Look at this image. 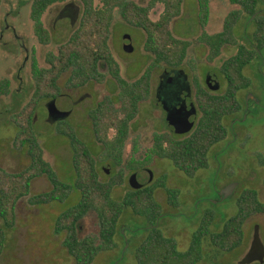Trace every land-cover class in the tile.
Returning a JSON list of instances; mask_svg holds the SVG:
<instances>
[{
	"label": "rangeland",
	"instance_id": "rangeland-1",
	"mask_svg": "<svg viewBox=\"0 0 264 264\" xmlns=\"http://www.w3.org/2000/svg\"><path fill=\"white\" fill-rule=\"evenodd\" d=\"M15 1L14 5L19 3L21 11L15 18L17 20L15 26H18L16 33L5 27L3 22V17L10 9L9 3L4 1L0 7L2 31L0 80L9 78L11 81L9 93L0 96V166L11 173L20 171L29 163L26 149L14 148L12 141L17 128L6 120L11 114L17 113L31 96L33 81L30 61L33 58L36 62H43L42 58L47 52L55 50L59 43L65 41L75 28L82 11L79 0H65L50 6L46 12L45 22L51 32V42L48 45H40L31 33L32 28L27 14L30 10V0ZM135 1L143 5L148 2ZM258 8H264V3L259 4ZM232 9L233 5L229 0H211L208 20L202 25L198 19L197 0H184L182 12L172 21L171 27L176 37L190 42L185 63L178 69L169 70L164 65L154 68L150 98L139 104L138 115L131 124L125 145L124 161L120 166L115 167L102 157L101 144L95 138L88 116L89 110L104 96L115 98L118 94L116 83L108 75L103 62L99 64V71L104 73L106 78L101 82L91 81L79 89L67 87L69 71L63 73L58 80L63 94L56 102L53 101V107L60 112L67 111L70 107L66 121L75 128L77 136L89 146L97 161L100 179L108 180L118 170L123 171L124 182L116 186L112 192L115 199H120L126 191L143 185L147 180L148 175L142 172L141 168L131 170V166L134 167L145 160H148L145 167L153 172L152 181L164 178L166 187L179 190L175 206L166 203L163 188L156 190L155 197L160 202L164 214L159 220V227L166 237L176 240L177 249L182 252L188 249L193 233L207 212L213 213L210 232L216 233L221 231L227 219L236 213L237 199L243 190H256L258 198L264 201V105L258 106L250 101L246 111L225 116L224 124L228 128L226 138L210 148L207 167L199 169L193 176L186 175L170 160L150 154L154 134L170 132L183 135L175 133L170 128L165 118L166 112L160 108L164 107L163 104L159 99L158 104L154 101L160 86L169 89L170 92L189 90L193 94L196 84L205 86L208 79L213 78L218 82V88L215 90L218 92L225 90L226 82L219 69L221 59L208 61L207 48L200 44L197 38L203 31L208 33L220 31L225 16ZM162 10L163 6L157 4L150 11V18L157 20ZM262 14L264 15V11ZM74 15L72 25L70 19ZM12 19L7 18L9 25L14 22ZM246 20L247 15L243 14L235 27L237 45L244 43V31L252 38L255 30L253 22L246 24ZM126 40L131 42L132 50L124 48ZM144 40L143 30L127 24L116 14L112 22L109 43L120 64L121 74L128 80L138 78L152 60L151 54L144 50ZM237 45L226 46L221 54L222 59L235 54ZM23 48L30 52L25 66L22 67L25 58ZM19 69L22 81L16 78ZM256 70L257 65L244 69V75L250 79L251 84L256 83L253 77ZM251 88L250 85L238 92V100L242 107L249 96L245 93L251 91ZM46 104V100L40 102L37 117L33 122L38 142L43 148L44 159L53 167L59 179L64 183H72L74 171L69 140L60 134L55 124L49 120ZM106 166L109 172L102 169ZM234 182L237 183L235 189L225 194V197L219 198V193ZM50 189L51 184L46 176L35 178L31 182L30 193L18 200L13 225L5 228L0 264H74L73 258L62 244L64 235L56 234L54 225L62 212L78 203L80 192L73 189L63 201L48 204L34 205L29 201L31 196ZM118 225L124 226L126 230L125 233L121 232L122 236L116 235V247L101 251L92 264H136V249L146 237V230L138 228L146 227L148 222L143 216L135 215L129 207H124ZM3 227V220L0 218V228ZM243 230V241L232 250H219L206 239L202 245L203 258L197 264H264V215L257 214L248 218ZM77 235L81 239L85 237L98 239L99 222L94 211H89L81 219ZM255 240L261 244L262 254L253 255L251 260H245L253 249Z\"/></svg>",
	"mask_w": 264,
	"mask_h": 264
},
{
	"label": "trees",
	"instance_id": "trees-1",
	"mask_svg": "<svg viewBox=\"0 0 264 264\" xmlns=\"http://www.w3.org/2000/svg\"><path fill=\"white\" fill-rule=\"evenodd\" d=\"M65 0H32L31 15L35 21V32L42 42L48 35L43 29L40 17L51 5ZM82 6L80 19L69 37L59 45L56 53H48L46 67L34 68V91L29 100L15 115L17 132L14 138L16 149H26L29 163L15 173L0 168V218L4 227L0 228V252L4 245L5 228L13 225L15 208L22 197L30 193L33 179L46 176L51 189L30 197L34 205L63 201L73 189L80 192V200L62 212L56 219L54 232L63 234V246L73 258L74 264H92L101 251L116 247V235L126 228L118 225L124 207H129L135 215L143 216L148 225L145 239L136 249V264H197L203 258L202 245L206 239L219 250H232L238 247L244 238V223L251 216L264 215V201L258 198L254 189H245L237 199V211L225 222L221 231L210 232L213 213L207 212L193 233L186 251L177 249V242L166 237L159 227L163 214L155 192L163 188L168 203L177 204L179 190L168 188L164 178H157L149 184L140 185L126 191L120 198L112 196L114 188L124 182L122 170H118L108 180L99 176L98 164L89 146L76 134L75 128L62 121L57 131L69 140L71 163L74 171L72 183H64L53 167L44 159L43 148L38 142L33 118L40 102L57 97L60 87L58 77L69 71L66 86L83 87L90 81L101 82L106 75L99 71V64L107 66L108 75L115 81L118 94L115 98L104 96L88 116L96 140L101 144L102 157L115 167L124 161V149L129 138L131 124L139 112V104L150 98L152 72L158 65L167 69H178L186 60L190 42L176 37L172 32V21L182 12L184 0H148L143 5L135 0H79ZM233 5L223 20L218 32L203 31L198 42L207 48V60L221 59L220 71L224 76L226 88L222 93H211L205 86L196 84L194 101L198 117L193 128L183 135L170 132L156 133L150 154L160 159L170 160L175 167L188 176L208 165L210 148L223 141L228 133L224 118L241 109L238 92L250 86V79L244 75V69L254 59L257 52L247 41L237 45L235 27L243 14L247 15L246 24L253 22L255 27L252 41L258 49L264 47V8L258 5L264 0H229ZM4 0H0V7ZM211 0H197L198 19L203 25L207 22ZM157 4L163 10L157 20L150 18V11ZM118 14L127 24L143 30L145 34L144 50L151 54V62L135 80H128L121 74L120 64L115 58L111 46L112 22ZM244 36V35H243ZM237 45L235 54L221 57L226 46ZM8 90V82H0V94ZM112 135L110 136V132ZM148 160L131 166V170L146 165ZM94 211L99 222L98 239L79 238L77 230L81 219ZM125 235V234H124ZM124 237V236H123ZM249 253L245 260H251Z\"/></svg>",
	"mask_w": 264,
	"mask_h": 264
},
{
	"label": "flooded vegetation",
	"instance_id": "flooded-vegetation-1",
	"mask_svg": "<svg viewBox=\"0 0 264 264\" xmlns=\"http://www.w3.org/2000/svg\"><path fill=\"white\" fill-rule=\"evenodd\" d=\"M4 1H6L7 3H9V7H10V9H9V11L5 14V17H3V19H4V23H5V27H9V28H11L13 31H14V33H16V29L18 28V26H15V24H17V20H15V18H16V16L18 15V14H21V11H19V7H20V4L18 3V4H16V5H14V2L16 3V1L14 0V2L13 3H11L12 1L11 0H4ZM31 3H32V0H30V2H29V4H30V8H31ZM56 4V3H55ZM54 5V4H53ZM52 6V5H51ZM15 7H16V9H15ZM50 7V6H49ZM48 7V8H49ZM47 8V9H48ZM47 9L42 13V15H41V17H40V21H41V24H42V27H43V29L47 32V35H48V40H47V42H42L41 40H40V38H39V36L36 34V32H35V21L33 20V18H32V15H31V9L27 12V14H28V16H29V22H30V24H31V28H32V31H31V33L33 34V36L36 38V40H37V42H38V44H40V45H48L50 42H51V32H50V30H49V28L47 27V25H46V22H45V17H46V12H47ZM7 15V16H6ZM8 17H10V18H13L12 20L15 22H12V24H8V21H7V18ZM74 18H75V15L74 16H72L71 17V19H70V21H71V24L73 25L74 24ZM79 19H80V16L78 17V19H77V21H76V24H75V27H76V25L78 24V22H79ZM7 23V24H6ZM13 23H14V25H13ZM243 39H244V42H246L247 41V43L252 47V48H254L255 50H256V52H257V58L256 59H254L249 65H247L246 67H250V68H252L253 66H256L257 65V70H256V72L253 74V77L255 78V80H256V83L255 84H250L251 85V91H247L245 94H251L252 96H253V99H246V101H245V103H244V106L243 107H241V109L238 111V112H236V113H239V112H241V111H246V108H247V105L250 103V101H252L253 103H255V104H257L258 106H263L264 105V53H263V48L262 49H258L257 48V46L255 45V43L252 41V38H250L249 36H248V33L246 32V31H244V33H243ZM1 37H2V31H1V28H0V40H1ZM21 42H22V40H21ZM64 42V41H63ZM63 42H61V43H63ZM61 43H59V45L61 44ZM59 45L57 46V48L55 49V50H53V51H50L51 53H56L57 51H58V47H59ZM22 46H23V44H22ZM23 50V52L25 53V58L23 59V62H22V64H21V66L23 67V66H25V64H26V62H27V56L29 57V50L27 49V48H23L22 49ZM50 52H47V54L48 53H50ZM47 54L42 58L43 60V62H41V61H38V62H36L33 58L31 59V61H30V73H31V79H32V81H33V91H34V68L36 67L37 69L38 68H41V67H46V65H47V62H46V57H47ZM105 64V63H104ZM105 66H106V64H105ZM106 68H107V66H106ZM99 69V68H98ZM20 70L21 69H19V71H18V73L16 74V78L19 80V81H22V78H21V76H20ZM65 73V72H64ZM63 74V73H62ZM62 74L58 77V79H57V83L59 84V82H58V80H59V78L62 76ZM211 79H213V78H209L208 80V82H206V85H205V87H206V89H208L211 93H222V92H218V91H216L213 87H212V84H213V82L211 81ZM2 81H7L8 82V90L5 92V93H3V94H0V96H4V95H7L8 93H9V89H10V84H11V81H10V79L9 78H3V79H1L0 80V82H2ZM91 82V81H90ZM95 82V81H94ZM59 87H60V85H59ZM70 88V87H69ZM79 88H81V87H77V88H70V89H79ZM60 93L58 94V96L57 97H53V98H47V99H44V100H46V102H47V104H46V106H47V108H48V104H49V102H51V101H55L56 102V99H58L63 93H62V89H61V87H60ZM33 91H32V93H31V95L33 94ZM165 91H166V93L165 94H163V96H164V98L166 97L167 99H169V100H176V102H178V103H180V99L181 98H178V97H181L180 96V94H178L175 90L174 91H172V92H170V90L169 89H167V88H165ZM157 95L158 94H155V99H154V101H155V103H157L158 104V101H157ZM31 97V96H30ZM176 98V99H175ZM191 99H192V101H193V103H194V105H195V107H196V109H197V106H196V104H195V101H194V92H193V94L191 93ZM44 100H42V101H44ZM263 100V101H262ZM41 101V102H42ZM174 103V102H173ZM71 108H72V106H71ZM160 108H162V110L164 111L165 110V108L164 107H160ZM49 110V109H48ZM68 115L70 114V107L68 108ZM63 112H66V111H63ZM165 112H166V110H165ZM2 113V112H1ZM2 115H3V113H2ZM15 115H16V113H13V114H11L10 116H9V118L6 120L7 122H10V123H12L15 127H16V124H15ZM50 115V114H49ZM68 115H66L65 117H55L54 115H53V117L52 116H49V120L53 123V124H55V127H57V125L59 124V123H61L62 121H66L67 120V117H68ZM36 117H37V111H36V113L34 114V118H33V122L35 121V119H36ZM197 117H198V109H197ZM165 118H167V112H166V116H165ZM237 120H241V118H236ZM196 120H197V118H196ZM196 120H195V123H196ZM168 124V123H167ZM169 125V124H168ZM195 125V124H194ZM17 128V127H16ZM16 135V134H15ZM15 138V137H14ZM13 145H14V139H13ZM15 146V145H14ZM15 149H16V147H14ZM111 164V163H110ZM109 164V167H111V165ZM0 168L1 169H3L1 166H0ZM144 168H146L145 166L144 167H141V169H144ZM102 169L103 170H105L106 169V172H109V168H108V166H106V167H102ZM4 170V169H3ZM5 171V170H4ZM9 173H11V172H9ZM13 173H15V172H13ZM152 182V181H151ZM150 183V182H149ZM149 183H147V184H149ZM143 185H145V183H143ZM165 196H166V199H167V195H166V192H165ZM219 198H222V195H219ZM166 203L169 205V206H174V205H170L169 203H168V200H166ZM124 233V232H123ZM250 254L253 256V255H256V254H259V255H261L262 254V247H261V244L258 242V240H255V243H254V246H253V249L251 250V252H250Z\"/></svg>",
	"mask_w": 264,
	"mask_h": 264
},
{
	"label": "water",
	"instance_id": "water-1",
	"mask_svg": "<svg viewBox=\"0 0 264 264\" xmlns=\"http://www.w3.org/2000/svg\"><path fill=\"white\" fill-rule=\"evenodd\" d=\"M124 48L132 50L131 42L129 40H126L124 42ZM213 82L212 87L214 89L218 88V82L215 79H211ZM176 91V90H175ZM178 92V91H176ZM165 87H159L157 91V101L158 99L161 101V104H163L166 112H167V121L170 126V128L177 134H185L189 132L194 124L195 120L197 118V109L191 99V93L189 90L179 91L178 94H180L181 98L180 103L176 102V100H169L166 97L164 98L163 94H165ZM176 99V98H175ZM248 99H253V96L249 94ZM174 102V103H173ZM53 101L49 102L48 109L50 116L53 117H65L68 115V111L66 112H60L55 107H53ZM142 172L147 173L148 177L147 180L144 182L145 184L149 183L153 179V172L152 170L148 168L141 169ZM237 186V183L234 182L227 186V188L223 189L219 194L222 195V197H225V194L231 193L235 187Z\"/></svg>",
	"mask_w": 264,
	"mask_h": 264
}]
</instances>
